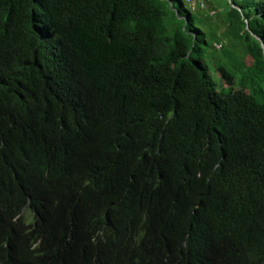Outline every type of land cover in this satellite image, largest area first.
Segmentation results:
<instances>
[{"label":"trees","instance_id":"trees-1","mask_svg":"<svg viewBox=\"0 0 264 264\" xmlns=\"http://www.w3.org/2000/svg\"><path fill=\"white\" fill-rule=\"evenodd\" d=\"M204 1L0 0V264L28 202L39 264H264V0Z\"/></svg>","mask_w":264,"mask_h":264},{"label":"clouds","instance_id":"clouds-1","mask_svg":"<svg viewBox=\"0 0 264 264\" xmlns=\"http://www.w3.org/2000/svg\"><path fill=\"white\" fill-rule=\"evenodd\" d=\"M59 146V145H57ZM58 149V148H57ZM20 209V208H19ZM8 211H11L7 206L4 204H0V248H3L4 246L8 247L11 246L10 240L7 236H5V230L8 229H14L12 223L9 221L10 217L14 212L7 213ZM7 213V214H5ZM40 216V213L37 210L36 205H32L31 202H28L25 206L19 210L18 213H16L12 220L13 222H19L22 221L27 226V243L29 245L30 253L32 255V258H30V262L27 264H39V260L41 258V252H40V244L41 239H36L31 236V230L36 226L38 227L39 222L38 218ZM138 238V237H137ZM185 245L188 244V240H185ZM155 243H151V246H142L141 248L137 249V254H139L142 257H148L152 251H153V245ZM127 246V245H125ZM158 246V244H157ZM185 252L192 253V257L199 255L195 253L194 251L185 250ZM126 253L128 251H125L118 257L115 262H112L111 260L106 262H101L99 260V257H93L92 259L85 260L81 257H79L73 264H135L134 260L126 256ZM150 258V256H149ZM148 258V260H149ZM71 264V263H69ZM147 264V263H145ZM186 264H191L190 262H187ZM194 264H203V256L201 257L199 255V260L195 262Z\"/></svg>","mask_w":264,"mask_h":264},{"label":"built area","instance_id":"built-area-1","mask_svg":"<svg viewBox=\"0 0 264 264\" xmlns=\"http://www.w3.org/2000/svg\"><path fill=\"white\" fill-rule=\"evenodd\" d=\"M187 2L190 3L192 7L196 6V1L195 0H187ZM201 5H202V3H201Z\"/></svg>","mask_w":264,"mask_h":264},{"label":"rangeland","instance_id":"rangeland-1","mask_svg":"<svg viewBox=\"0 0 264 264\" xmlns=\"http://www.w3.org/2000/svg\"><path fill=\"white\" fill-rule=\"evenodd\" d=\"M196 1V0H195ZM205 5V1L204 0H202V6H204Z\"/></svg>","mask_w":264,"mask_h":264},{"label":"water","instance_id":"water-1","mask_svg":"<svg viewBox=\"0 0 264 264\" xmlns=\"http://www.w3.org/2000/svg\"><path fill=\"white\" fill-rule=\"evenodd\" d=\"M236 6V5H235ZM240 9H241V7L240 6H238Z\"/></svg>","mask_w":264,"mask_h":264}]
</instances>
